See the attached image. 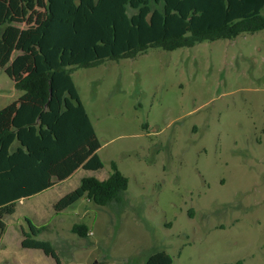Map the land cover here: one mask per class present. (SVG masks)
Wrapping results in <instances>:
<instances>
[{
    "label": "rangeland",
    "instance_id": "374dc122",
    "mask_svg": "<svg viewBox=\"0 0 264 264\" xmlns=\"http://www.w3.org/2000/svg\"><path fill=\"white\" fill-rule=\"evenodd\" d=\"M71 77L100 143L103 167L85 175L104 180L115 163L127 191L121 204L84 198L56 213L78 171L15 204L4 220L21 242L0 249V264H145L159 251L172 264H264V31ZM21 94L0 66V109ZM29 223L49 255L23 247ZM81 223L85 238L70 231Z\"/></svg>",
    "mask_w": 264,
    "mask_h": 264
},
{
    "label": "trees",
    "instance_id": "16d2710c",
    "mask_svg": "<svg viewBox=\"0 0 264 264\" xmlns=\"http://www.w3.org/2000/svg\"><path fill=\"white\" fill-rule=\"evenodd\" d=\"M264 0H0V66L22 94L0 110V237L4 216L22 199L69 178L99 171L100 143L71 73L149 49L174 51L205 41L264 31ZM104 180L87 176L59 199L61 213L82 198L96 206L121 204L128 179L111 163ZM23 247L50 253L33 240ZM71 233L85 238L86 224ZM145 264H172L164 251Z\"/></svg>",
    "mask_w": 264,
    "mask_h": 264
},
{
    "label": "crops",
    "instance_id": "0c3cea01",
    "mask_svg": "<svg viewBox=\"0 0 264 264\" xmlns=\"http://www.w3.org/2000/svg\"><path fill=\"white\" fill-rule=\"evenodd\" d=\"M20 96V95H19ZM18 96V97H19ZM18 97L14 100V101H16L17 99H18ZM13 101V102H14ZM10 103H12V102H10ZM10 103H8L7 105H9ZM7 105H4L3 107H1V109H3L4 107H6ZM0 109V110H1ZM93 126V125H92ZM94 129V128H93ZM78 171H83L84 172V175H82L81 176V178H83V177H87V175H85V174H88V173H91V172H93V171H85V170H83L82 168H79V169H77L70 177H72L75 173H77ZM69 177V178H70ZM69 178H67L65 181H63V182H60V183H56L55 185H53L51 188H49V189H47V190H45V191H43V192H41V193H39V194H42V193H45V192H47V191H49V190H52V189H54V188H56L57 186H59V185H61V184H63V183H65ZM39 194H37V195H39ZM34 196H36V195H34ZM33 196V197H34ZM32 198V197H31ZM27 199H29V198H27ZM84 198H82L81 200H83ZM86 199V198H85ZM26 199H22V200H20L19 202H24ZM87 200V199H86ZM88 201V200H87ZM18 202V203H19ZM88 202H90V201H88ZM91 203V202H90ZM93 204V203H92ZM4 222H5V230H4V232L2 233V235H1V237H0V249L1 250H5V249H8V246H9V244H11V242H13V243H18V242H21V240H15V238H13V237H11V234L9 233V231H8V224L6 223V221L4 220ZM21 232V231H20ZM21 234V233H20Z\"/></svg>",
    "mask_w": 264,
    "mask_h": 264
},
{
    "label": "water",
    "instance_id": "95a60500",
    "mask_svg": "<svg viewBox=\"0 0 264 264\" xmlns=\"http://www.w3.org/2000/svg\"><path fill=\"white\" fill-rule=\"evenodd\" d=\"M93 264H96V262H94Z\"/></svg>",
    "mask_w": 264,
    "mask_h": 264
}]
</instances>
